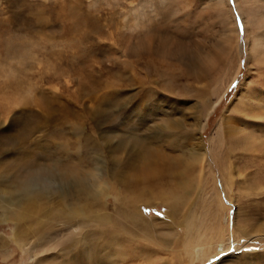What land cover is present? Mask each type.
<instances>
[{"label":"rangeland","instance_id":"rangeland-1","mask_svg":"<svg viewBox=\"0 0 264 264\" xmlns=\"http://www.w3.org/2000/svg\"><path fill=\"white\" fill-rule=\"evenodd\" d=\"M94 173V212L126 236L120 209L140 194L148 222L112 259L264 264V0H0V189ZM91 198L63 203L91 216ZM43 201L30 214L62 226ZM14 211L0 207V264H68L30 249L35 234L16 245L37 216L16 225Z\"/></svg>","mask_w":264,"mask_h":264},{"label":"bare ground","instance_id":"bare-ground-1","mask_svg":"<svg viewBox=\"0 0 264 264\" xmlns=\"http://www.w3.org/2000/svg\"><path fill=\"white\" fill-rule=\"evenodd\" d=\"M94 174L96 176L93 175V178H91L90 182H81V180L75 177L73 181H67V179H64L62 177H56L57 179H55V176L50 174V176L47 178L51 179H45L48 180V184L45 183L46 181H42L40 183H37L39 185H33L30 184L29 181H27L22 183V187L20 189L18 188L17 190L14 187L5 190L0 189V207L6 206L9 207V209H15L14 214L12 213L11 215L13 217L12 220L16 225L26 219L30 221V218L27 215L37 216L36 214H30L29 212V207L32 208L35 205L36 200L39 202H45L43 201L44 199L53 198L57 202V210L52 211L53 208H49V212L47 210V215L48 217H51L55 223H60L62 226L52 227L53 225L55 226V224H50L45 227V224L40 223V221L42 220L40 218L42 217L37 216L35 224H25L23 227L20 226L21 228H18V226L14 230L13 235L11 236V239L14 241V243L21 247H25V245L28 243L27 241L30 239V235L35 234V240L29 245L30 249L35 248L38 251L51 250L47 253L57 254L58 258H61L62 261H65L68 264H116L117 262L123 264L128 261L141 259V254H138V252L135 254L132 253L131 255H129V257L126 256V258H118L119 260L112 259V256L115 253V243L130 242L133 239L134 234H132V231L129 230L132 228V226L137 227L138 231H140L143 235L147 233L148 222L143 217L136 205L141 200L142 196L140 194L136 195L131 201L130 205L122 207L120 209L119 214L122 215L123 218L127 221L125 227L123 226L126 236H123L120 234V231L118 230L115 222L109 219L112 217L108 213L100 212L97 214V212H94L96 210V206L94 204L95 200L97 198H101L105 192V186L103 185V183L98 182V180H100L98 178L99 174ZM55 180H57V182ZM94 181H96L95 185H93ZM55 182L57 183V187L54 186ZM71 190L75 191L76 195L80 192V194L89 195L90 197H92L91 199L93 201H89L86 203L90 213H92L91 216L83 214V208L80 207V205L70 206L67 203H63V199ZM56 191H58L59 193H56ZM155 196L156 199L160 198V201L164 199V202L168 205V207H172V200H170V197H167L163 191L157 192ZM38 197L42 198L43 200L39 199ZM76 197L78 198V196ZM16 211L20 212L18 213ZM78 214L82 215L77 216ZM184 221H186V219ZM107 223H112L113 229H110V231L107 230V232H105L106 230L102 231L101 229L103 228L100 225H107ZM32 225L35 226L32 228ZM24 227H26V230H24ZM69 227L75 228L74 230H77V235H74V237H71L69 235H67V237L64 236L67 243L65 242V244H63L61 243L62 240H57L56 235L59 231L68 229ZM187 229L189 230V228ZM198 234L199 233H197V235ZM218 234L220 233L218 232ZM200 236H196L192 240L191 245H197L205 241V237L203 239H199ZM197 237H199V240H196ZM72 240H75V244L77 245L75 250V257L71 255V251H74V249H69L70 245L72 243L74 244ZM6 243L7 241L3 239V237L0 238V249L5 250L4 246ZM205 247L202 248L204 250H207L203 251L202 248H199V250H201V252H203L204 254H207L210 249L209 247ZM197 255L198 254L193 255V258L197 257Z\"/></svg>","mask_w":264,"mask_h":264}]
</instances>
